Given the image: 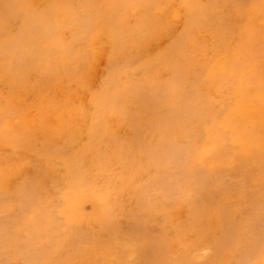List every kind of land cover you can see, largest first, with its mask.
Listing matches in <instances>:
<instances>
[{
    "label": "rangeland",
    "instance_id": "1",
    "mask_svg": "<svg viewBox=\"0 0 264 264\" xmlns=\"http://www.w3.org/2000/svg\"><path fill=\"white\" fill-rule=\"evenodd\" d=\"M0 13V264H264V0Z\"/></svg>",
    "mask_w": 264,
    "mask_h": 264
},
{
    "label": "bare ground",
    "instance_id": "2",
    "mask_svg": "<svg viewBox=\"0 0 264 264\" xmlns=\"http://www.w3.org/2000/svg\"><path fill=\"white\" fill-rule=\"evenodd\" d=\"M239 4H240V6H242L243 2L241 1V2H239ZM237 9H238V8H237ZM6 10H7V9H6ZM8 10H9V9H8ZM3 12H4V10H3ZM9 12H10V11H9ZM11 12H12V11H11ZM12 13L14 14V12H12ZM5 14L7 15L8 13H5ZM0 15H1V13H0ZM8 15H10V13H9ZM11 15H12V14H11ZM14 16H15V15H14ZM3 17H4V16H3ZM7 17H8V16H7ZM12 17H13V16H12ZM10 19H11V18H10ZM187 20H188V19H187ZM184 22H186V21H184ZM188 24H189V22H188ZM19 25H20V23H19ZM10 28H11V27H10ZM10 28H9V30H8L9 32H10ZM185 29H186V28H185ZM5 30H6V28H5ZM18 30H20V29H18ZM15 32H17V30L14 31V33H15ZM187 32H188V31H187ZM11 33H12V32H11ZM5 35H6V34H5ZM7 35H10V33H8ZM194 35H195V34H194ZM196 35H197V34H196ZM188 39H189V38H188ZM191 39H192V38H191ZM159 40H160V39H159ZM183 40H184V39H183ZM258 41H259V43H261L259 39H258ZM186 42H187V41H186ZM184 43H185V42H184ZM184 43H183V45H184ZM187 44H188V43H187ZM157 45H158V44H157ZM185 45H186V43H185ZM203 45H204V44H203ZM5 46H6V45H5ZM150 46H151V45H150ZM230 46H231V45H230ZM258 47H259V46L256 45L255 49L258 50ZM202 48H203V47L201 46V49H202ZM150 50H151V49H150ZM144 54H145V52H144ZM28 55H29V54H28ZM100 62H101V61H100ZM100 62H99V63H100ZM0 64H1V63H0ZM100 64H101V63H100ZM4 67H5V66H4ZM221 68H223V65H221ZM4 69H5V68H4ZM11 70H12V69H11ZM7 71H8V70H7ZM97 71H98V70H97ZM3 73H4L3 70H2V73H1V71H0V74H3ZM4 74H5V76L7 75V73H4ZM8 74H10V73H8ZM5 76L3 75V77H5ZM9 76H10V75H9ZM3 77H2V78H3ZM10 77H11V79H12V76H10ZM0 79H1V78H0ZM5 80H6V79H5ZM8 80H9V79H8ZM2 81H3V80H2ZM2 81H0V82L4 84L5 81H3V82H2ZM10 82H12V81H10ZM41 82H42V81H41ZM1 83H0V84H1ZM8 83H9V82H8ZM3 84H2V85H3ZM0 92H1V91H0ZM30 92H31V91H30ZM1 93H2V92H1ZM6 95H7V94H6ZM16 98H17V96H16ZM17 99H18V98H17ZM256 110H258V109H256ZM255 113H256L257 115H260V117H261V123H263V122H264V119H263V115L260 114L261 112H260L259 114H258V111L255 112ZM10 162H11V161H10ZM21 162H22V161H21ZM42 162H43V161H42ZM26 167H27V166H26ZM20 169H21V168H20ZM21 171H22V170H21ZM54 171H55V170H54ZM19 174H20V173H19ZM77 188H78V187H77ZM78 191H79V189H78ZM80 193H81V192H80ZM79 197H80V194H79ZM86 197H87V196H86ZM62 198H63V202H66L65 204L68 203V205H67V207H68L69 204H71V199H70L69 197H67V196H64V197H62ZM73 201H74V200H73ZM87 202H88V201H87ZM73 204H74V203H73ZM84 204H85V203H84ZM90 204H91V203H90ZM91 205H92V204H91ZM153 205L155 206V204H153ZM64 206H66V205H64ZM154 206H153V207H154ZM78 208H79V206H78ZM80 208H81V207H80ZM80 208H79V209H80ZM65 209H66V207H65ZM74 209H75L74 211H76V208H75V207H74ZM69 210H70V209H69ZM69 210H67V211H69ZM71 210H72V209H71ZM77 210H78V209H77ZM74 211H73V212H74ZM75 213H78V212H75ZM100 213H101V211H100ZM71 214H72V213H71ZM83 214H84V213H83ZM73 215L75 216L76 214H73ZM95 215H96V214H95ZM77 217H80V216H77ZM172 217H173V216H172ZM92 218H93V216H92ZM94 219H95V218H94ZM101 222H102V221H101ZM101 222H100V223H101ZM102 224H103V223H102ZM129 245H130V243H129ZM132 245H133V243H132ZM130 246H131V245H130ZM135 246H136V245H135ZM209 248L211 249V247H209ZM205 249H208V248L206 247ZM210 249H209V250H210ZM117 250H119V249H117ZM171 251H172V250H170V252H171ZM116 252H117V251H116ZM165 252H166V251H165ZM165 252H164V254L167 253V252H166V253H165ZM164 254H162V255H164ZM169 256H170V255H169ZM165 258L167 259L168 257L165 256ZM171 258H172V257H171ZM173 258H174V257H173Z\"/></svg>",
    "mask_w": 264,
    "mask_h": 264
}]
</instances>
